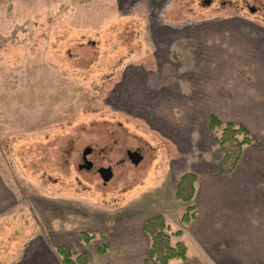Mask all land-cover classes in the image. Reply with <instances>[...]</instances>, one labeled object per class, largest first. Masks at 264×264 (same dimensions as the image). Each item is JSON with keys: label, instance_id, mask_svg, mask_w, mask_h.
Returning a JSON list of instances; mask_svg holds the SVG:
<instances>
[{"label": "rangeland", "instance_id": "374dc122", "mask_svg": "<svg viewBox=\"0 0 264 264\" xmlns=\"http://www.w3.org/2000/svg\"><path fill=\"white\" fill-rule=\"evenodd\" d=\"M163 13L197 21L191 29L199 43L158 33L157 21L146 18ZM232 17L264 27V0H0V176L14 205L0 214V264H48L44 250L32 251L37 238L53 251L58 241L70 243L73 253L97 254L100 262L125 239L148 235L143 225L151 216L167 215L174 229L186 225L176 187L189 171L177 129L184 111L211 109L199 102L200 67L185 69V51L191 65L203 61L205 28L216 37L238 21ZM258 42L264 50V37ZM234 69L230 95L234 86L251 97L247 111H264V100L252 97L257 75ZM148 70L181 92L148 100ZM87 147L91 169L80 168ZM129 150L143 160L133 164ZM100 167L112 168L111 180ZM80 234L93 237L86 242Z\"/></svg>", "mask_w": 264, "mask_h": 264}, {"label": "crops", "instance_id": "0c3cea01", "mask_svg": "<svg viewBox=\"0 0 264 264\" xmlns=\"http://www.w3.org/2000/svg\"><path fill=\"white\" fill-rule=\"evenodd\" d=\"M146 2L166 3L167 0H146ZM148 18L157 21L153 28L158 33L169 34L172 43L180 40L182 36L193 37L197 40V44L200 41H198L200 33L198 34L197 27H195L197 31L191 29V24L197 21L177 20L175 17H168L166 13H163L162 17L157 15L146 19ZM232 19L238 20L234 22V28L233 26L222 28L221 33L216 34V37L221 35L218 37L219 40L217 39L218 45L214 44L216 38L214 30L205 28L204 40L212 45L203 43L198 47L207 59L198 63L194 61V65H191L188 61L190 56L185 51L187 59L183 64L185 69L191 72L190 69H193L191 67L195 66V71L200 67V70L194 73L200 85L199 102L203 108L211 109V113L207 114L208 111L203 109L184 111L183 123L177 129L179 140L175 143L180 148L182 155L180 158L184 156L181 162L187 165L186 171L194 173L197 177L195 203L198 212L197 217L190 224L178 223V228L175 229L170 224L169 217L164 214L173 230H183L182 236L173 238L174 242L184 240L188 247L187 260H179L176 264H264V111H247L252 106L244 102L247 99L251 100V97L239 92L240 89L234 86L236 92L230 95V76L236 75L234 68L245 66L257 75L252 83L254 95L252 97L264 100V50L262 43L258 42L264 37V27L261 24L255 25L247 18L232 17ZM185 45L178 47L181 53L187 48ZM250 56L253 57L252 60ZM148 72V85L144 88L148 100L160 99V94L164 91L169 96V98L166 96V99H171L172 95L175 97L177 90L181 92L180 87L170 83H166L167 87H162L160 83L154 81L155 76L152 71L148 70ZM241 73L246 74L243 70ZM246 76L243 78L247 79ZM237 82L241 86L245 84L240 78H237ZM240 97L243 101L236 103L234 99ZM150 105L148 102L147 107ZM211 114L222 121L244 125L257 141L244 147L236 169L229 174L223 173L221 168L220 144L217 149L215 147L217 140L213 136L215 134L209 128ZM1 178L0 176V214L13 209L14 206L11 197L13 194ZM125 242L124 246L117 247L113 253H111L112 247L107 254L99 253L105 256L111 253L107 260L96 263L93 261V255L97 254L89 253L91 261L95 264H147L148 260L150 264H159L149 258L151 245L149 235L125 239ZM63 244L71 246L70 243L58 241L54 247ZM39 249L48 254V264L59 262L56 251L51 250L43 239L37 238L32 251L36 252ZM77 252L74 254H78ZM23 260L25 261L24 257Z\"/></svg>", "mask_w": 264, "mask_h": 264}, {"label": "trees", "instance_id": "16d2710c", "mask_svg": "<svg viewBox=\"0 0 264 264\" xmlns=\"http://www.w3.org/2000/svg\"><path fill=\"white\" fill-rule=\"evenodd\" d=\"M209 128L220 141L222 150L221 168L223 173L229 174L236 169L245 146L257 143L251 132L242 124L225 122L216 115L209 117ZM197 177L192 172H186L180 178L176 187V197L187 204L182 221L190 224L197 217V205L195 203ZM144 231L151 238L149 258L159 264H176L179 260H187L188 247L184 240L174 242V237L183 235L182 229L172 231L167 218L163 214H157L148 218L144 225ZM93 236L80 234L83 241H89ZM105 250V249H103ZM59 256L57 264H95L85 252L74 254L68 245L56 247ZM147 264L150 261L147 260Z\"/></svg>", "mask_w": 264, "mask_h": 264}, {"label": "water", "instance_id": "95a60500", "mask_svg": "<svg viewBox=\"0 0 264 264\" xmlns=\"http://www.w3.org/2000/svg\"><path fill=\"white\" fill-rule=\"evenodd\" d=\"M92 152V148L87 147L84 151V163L80 165V168L90 169L92 167V162L88 159V155ZM130 161L137 165L143 160V155L137 150H129L127 152ZM99 173L104 181H109L113 177V170L111 167H101Z\"/></svg>", "mask_w": 264, "mask_h": 264}, {"label": "flooded vegetation", "instance_id": "af4514ba", "mask_svg": "<svg viewBox=\"0 0 264 264\" xmlns=\"http://www.w3.org/2000/svg\"><path fill=\"white\" fill-rule=\"evenodd\" d=\"M91 162H92V161H91ZM92 167H93V163H92ZM92 167H91V168H92ZM91 168H90V169H91ZM100 168H101V167H100ZM100 168H99V169H100Z\"/></svg>", "mask_w": 264, "mask_h": 264}]
</instances>
